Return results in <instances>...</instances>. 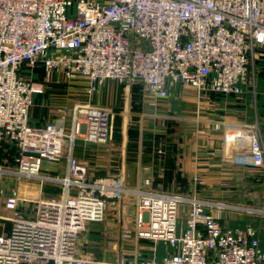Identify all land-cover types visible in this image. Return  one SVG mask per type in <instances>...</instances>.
<instances>
[{"label": "built area", "instance_id": "built-area-1", "mask_svg": "<svg viewBox=\"0 0 264 264\" xmlns=\"http://www.w3.org/2000/svg\"><path fill=\"white\" fill-rule=\"evenodd\" d=\"M264 47V0H0L1 176L15 178L12 192L0 191V264H108L77 252L87 225L103 222L125 195L135 198V230L163 241L178 253L157 261L121 264H264L253 227L229 228L215 205L180 194L124 190L119 175L95 177L75 155L79 140L105 145L112 139V111L77 104L58 121L30 126L41 83L26 73L42 64L50 74L143 85L148 105L168 97L167 83L182 82L200 92L236 94L253 80L256 49ZM257 125H238L226 135L231 159L264 164ZM14 161L16 168L6 165ZM65 163L61 175L44 165ZM4 165V166H3ZM61 188L58 198L45 187ZM34 204V217L17 214ZM223 209V205H216ZM184 228L179 232V222Z\"/></svg>", "mask_w": 264, "mask_h": 264}, {"label": "crops", "instance_id": "crops-1", "mask_svg": "<svg viewBox=\"0 0 264 264\" xmlns=\"http://www.w3.org/2000/svg\"><path fill=\"white\" fill-rule=\"evenodd\" d=\"M256 52L253 80L241 86L240 93H199L190 85L169 81L168 97L156 108L148 105L141 83L125 86L115 80L98 81L90 93L87 79H66L62 71L48 74L40 64L26 73L44 86V92L34 97L30 126L42 128L58 121V109L64 108L70 128L77 104L110 109L111 141L96 146L79 140L75 148V155L89 165L92 175H119L129 189L207 201L215 205L223 225L253 227L264 252V164L255 167L231 159V149L225 148L226 135L236 126L254 124L264 146V47ZM44 168L61 175L65 163L46 162ZM124 198L122 208L119 204L112 209L105 221L87 225L78 240V254L108 264L121 260V264L129 259L160 261L178 253L177 247L136 234L135 198ZM183 228L181 219L179 232Z\"/></svg>", "mask_w": 264, "mask_h": 264}, {"label": "rangeland", "instance_id": "rangeland-1", "mask_svg": "<svg viewBox=\"0 0 264 264\" xmlns=\"http://www.w3.org/2000/svg\"><path fill=\"white\" fill-rule=\"evenodd\" d=\"M6 166L8 168H11V169L16 168V164L15 163L12 164V162L7 163ZM15 188H16V183H15V178L13 176H10L7 174H4L1 176V184H0V191L1 192H4V193L12 192ZM45 196L47 197L48 195L45 194ZM52 198H54V197H52ZM22 210H24V212L29 211L30 212L29 216H34V213H32V212H34L36 210V205L30 204V205L24 206V207L18 209L17 214H21ZM0 227H4V229L6 231L10 230V224L6 221H2L0 223ZM133 228H134V226H133ZM134 230H135V228H134Z\"/></svg>", "mask_w": 264, "mask_h": 264}, {"label": "trees", "instance_id": "trees-1", "mask_svg": "<svg viewBox=\"0 0 264 264\" xmlns=\"http://www.w3.org/2000/svg\"><path fill=\"white\" fill-rule=\"evenodd\" d=\"M5 159V152L3 150V147L0 145V164H3ZM45 194H50V195H55L56 197L59 196L61 194V188L59 186H54V185H47L45 187ZM30 212L26 211L24 212V210H22V213L19 214L22 217H28V218H32L34 216H29ZM1 227H0V232H1Z\"/></svg>", "mask_w": 264, "mask_h": 264}, {"label": "water", "instance_id": "water-1", "mask_svg": "<svg viewBox=\"0 0 264 264\" xmlns=\"http://www.w3.org/2000/svg\"><path fill=\"white\" fill-rule=\"evenodd\" d=\"M120 184H121V188L124 189V190H128L130 188L129 186H127V184L125 183V180L123 178H121V183ZM124 201H125V198L123 197L121 199V202H120L121 208L123 206ZM118 262L120 264L121 260H119Z\"/></svg>", "mask_w": 264, "mask_h": 264}]
</instances>
